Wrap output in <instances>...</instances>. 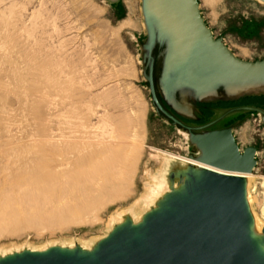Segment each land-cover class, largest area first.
I'll use <instances>...</instances> for the list:
<instances>
[{
    "label": "rangeland",
    "instance_id": "rangeland-1",
    "mask_svg": "<svg viewBox=\"0 0 264 264\" xmlns=\"http://www.w3.org/2000/svg\"><path fill=\"white\" fill-rule=\"evenodd\" d=\"M198 2L202 17L214 38L222 40L232 55L248 63L264 61V5L255 0ZM144 3L145 0H0V179L16 170L37 143L42 141L43 147L44 137L48 132L54 137L62 134L64 129L67 132L68 127H64L67 124L63 122H67L68 118L62 116L69 115L72 111L68 109L74 105L73 109L80 108L82 113L85 111L86 119L90 117L87 119L89 124L96 125L99 115L111 118L116 129L120 121L128 120L131 126L128 127V135L132 140L138 136L137 140L142 141L141 144L135 139L133 141L136 144L138 142V148L143 147L144 150L139 165H135L134 171H131L130 194L127 198L109 202L94 214L83 215L78 223L66 229L52 228L47 224L26 229L20 222L16 225L20 227L19 233L0 237V255H24L32 252L30 249L33 248L44 251L48 249L50 254H68L79 258L77 250L110 235L124 221L122 214L136 211L140 216L152 178L161 173L164 166L165 156L159 152L186 158L199 156L200 150L190 132L175 124L166 114L193 129L194 135H203L235 124V140L240 151L243 152L250 146L257 149L254 180L249 186L250 207L262 227L261 233L264 234L262 116L255 112H243L240 117L231 116L225 122L205 130L203 126L220 116L214 109L222 103L202 100L206 98H198V90L189 88H185L183 93L177 90L174 95L178 101L185 99L192 108V114L177 111L168 101L166 90L162 86L168 56L167 39L160 38L155 23L152 24L153 28L150 27ZM127 19L130 20V25L120 29V23ZM51 85L55 88L51 89ZM57 85L59 88L63 85L61 89L64 91L58 89L63 95L57 90ZM67 88L70 95H65ZM50 89L52 92H48ZM25 92L28 98L24 95ZM71 95L74 99L69 102ZM217 95L218 101L227 103L225 105L228 110L233 105L264 107V88L247 90L233 96L219 87ZM22 96L27 98L25 100L28 103L22 100ZM59 96L68 102L62 101ZM48 98L52 103L48 102ZM89 99H93L92 103H88ZM155 99L166 114L157 107ZM59 100L61 107V104H57ZM210 101L215 103L214 113L205 115L206 108L213 104ZM229 101L231 104H228ZM78 105H84L85 108L89 106L90 110L94 107V117L88 108L87 112ZM58 114L62 116L58 117ZM64 118L66 121H63ZM45 119L50 123L49 126ZM238 119L240 123H237ZM61 121L64 126L59 124ZM59 129H62L60 134ZM184 133L189 135L188 139ZM15 206L16 210L29 213L34 204L17 202ZM201 207V211L205 210ZM157 222L159 218L151 222L150 230ZM132 237V234L121 233L115 240L129 241L133 240ZM71 244L73 251H68ZM100 255L97 254L96 257L99 258Z\"/></svg>",
    "mask_w": 264,
    "mask_h": 264
},
{
    "label": "bare ground",
    "instance_id": "bare-ground-1",
    "mask_svg": "<svg viewBox=\"0 0 264 264\" xmlns=\"http://www.w3.org/2000/svg\"><path fill=\"white\" fill-rule=\"evenodd\" d=\"M152 1L146 0L148 4H151ZM255 1L264 5L262 0ZM164 16V27L161 29L160 38L167 39L168 56L162 78V86L166 90L167 99L171 105L177 111L191 115L192 108L185 99L178 101L174 95L177 90L182 93L185 91L184 80L178 75L179 67L181 66L177 51L181 30L176 20L175 9L166 8ZM128 25H130V20L127 19L120 23L119 28H127ZM201 85L202 87L196 93L199 98L216 96L218 87H223L229 95L233 96L247 90L264 88V62L253 69L228 68L214 62L203 72ZM54 88L51 85V89ZM56 88L57 90L61 89L58 85ZM51 89L48 92H52ZM67 90L69 88L65 90V95L69 94ZM26 92L24 95L28 93ZM85 93L87 94V92ZM45 94H43V97H45ZM24 97L22 100L26 101L27 95L26 100ZM78 98L80 97L78 96ZM60 99L67 101L63 97H60ZM72 99L74 98L69 99V102ZM89 100L87 102L92 103L93 99ZM48 102L52 103V100ZM26 103L28 102L26 101ZM57 104H61L60 107L62 106L60 100ZM97 104L100 107L99 103ZM46 105L50 106V103L47 104L46 102ZM78 106L82 107V105ZM83 107L86 110L89 106L85 108L83 105ZM73 108L68 109L72 111L70 114L67 111L69 115L62 116V114H58V117L67 116V122H63L67 126H64L65 124L62 125V121L61 123L59 122L62 126L68 127L67 132H64L66 129L63 132L62 129H59V134L60 132L62 134H58V137H54L51 132H48L44 137L43 147L42 141L37 143L30 155L22 160L16 170L11 171L8 177L0 179V237L19 233L20 227L16 225H19L20 222H22L21 226L26 229L34 228L36 225L40 226V224H47L52 228L66 229L70 225L78 223L83 215L87 213L94 214L107 203L121 201L129 196L131 171L135 165H139V159L142 157V151H144L143 147H139L141 150L138 148V142L140 141L139 139L137 140L138 136L136 138L132 136L133 140L135 139L134 141H138L136 144L131 139V136L128 135V127H131L129 126V121L124 119L125 121H120V124L116 121L119 124L118 129H116L115 124L110 121L111 118L99 115L101 118L98 117V123L96 119L95 122L97 124L93 125L87 122L90 117L86 119L85 111L82 113L79 110L80 108L78 109L79 111ZM91 108L94 110V107ZM47 109L49 107L46 108V112ZM88 109L92 114L96 111V109L94 112L90 108ZM105 109L107 110V108ZM92 116L94 117V114ZM48 120L50 119L48 118ZM48 120H46L47 123H49ZM63 121H66V119ZM48 130L46 129L45 132ZM184 135L187 139L189 138L188 134L184 133ZM195 144L198 147V143L195 142ZM159 153L165 156L164 166L162 172L152 178L149 194L144 199L141 207V215L138 216L136 211L131 214H122L124 221L113 229L110 235L98 240L95 244H86L79 248L77 250L79 251L78 257L90 259L92 264H99L96 255L110 245L121 233L132 234L133 241L137 243L139 249L145 254L150 253L146 232L152 220L159 215L168 222L173 219L179 222L188 221L192 215L191 210H196L201 204L203 195L208 196V208L210 209L212 187L220 183L224 178H234L238 183L239 203L243 213L242 231L247 243L253 246L252 261L254 264H264V234L261 233L262 227L250 207L251 193L249 186L254 180L253 171L255 167L248 174H233L209 166L206 153L201 150L197 158L176 156L168 152ZM3 156L7 157L6 155ZM256 156L257 151L255 152V159ZM17 202H30L38 209L35 210L34 207H31L29 213H23L16 210L15 205ZM179 206L182 207V210ZM204 215L205 217L207 216L206 213ZM131 244V240L126 241L127 247L131 246ZM30 251L32 252L24 255H0V264H13L22 259L25 264H41L42 260L51 264H61L62 261H65V264H69L68 259L70 258L67 257H72V255L68 254H50L48 249L44 251L32 248ZM68 251H73L72 244L69 246ZM115 257L120 260H127L130 254L122 250L115 252Z\"/></svg>",
    "mask_w": 264,
    "mask_h": 264
},
{
    "label": "water",
    "instance_id": "water-1",
    "mask_svg": "<svg viewBox=\"0 0 264 264\" xmlns=\"http://www.w3.org/2000/svg\"><path fill=\"white\" fill-rule=\"evenodd\" d=\"M170 7L176 11V20L181 30L177 51L181 66L178 75L183 78L185 88L199 90L202 87L203 72L214 62L228 68L240 69H253L264 62L248 63L232 55L222 40L215 39L212 31L206 26L198 0H153L151 4L145 0L144 10L150 27L153 28L152 24L155 23L161 32L165 21L164 12ZM155 102L162 110L157 99ZM251 110L261 115L264 122V111L256 108ZM162 112L166 114L163 110ZM166 115L175 124L190 132L194 143L197 142L198 148L206 153L209 166L233 174H248L256 166L257 149L250 146L241 152L230 128L194 135L193 129L173 116ZM212 189L210 209L208 196L203 195L201 204L196 210H191L192 215L188 221L179 222L173 219L168 222L161 216L151 221L153 223L159 218V222L154 223L152 230L149 226L146 232L150 253H143L134 239L128 247L126 240H114L98 253L101 255L97 258V262L99 264H254L253 246L247 243L242 231L243 213L239 203L237 181L234 178H224ZM200 207L205 210L201 211ZM179 208L182 210L181 206ZM204 213L207 214L206 217ZM122 250L129 253L130 257L127 260L114 258L115 252ZM67 258H70L69 264H92L90 259ZM13 264H25V261L22 259ZM41 264L51 263L42 260ZM61 264H65V261Z\"/></svg>",
    "mask_w": 264,
    "mask_h": 264
},
{
    "label": "crops",
    "instance_id": "crops-1",
    "mask_svg": "<svg viewBox=\"0 0 264 264\" xmlns=\"http://www.w3.org/2000/svg\"><path fill=\"white\" fill-rule=\"evenodd\" d=\"M199 3V2H198ZM200 6V5H199ZM201 16H202V14H201ZM203 18V17H202ZM204 19V18H203ZM205 21V20H204ZM206 26L207 27H209L207 24H206ZM219 89V87L217 88V90ZM199 98V97H198ZM218 99H219V96L218 95H216V96H211V97H207L206 99H202V100H215V102H220V103H222V104H220V106H218L217 107V109H214V110H216L217 111V113H220V116L215 120V121H213V122H211V123H209V124H206L205 126H203V129H209V128H211L212 126H214V125H216V124H218V123H221V122H225L226 120H228L231 116H241L242 115V113L243 112H253L252 110H251V108H256V109H260V110H262V111H264V107H262V108H260V107H253V106H246V104L245 105H239V106H237V107H235L234 105H233V108L232 109H227L228 107L225 105V104H227L225 101H218ZM217 100V101H216ZM210 102H212L213 104H212V106L211 105H209V106H211V107H207L206 108V114L205 115H212L213 113H214V111H213V107H215V103H214V101H210ZM228 104H231V102L229 101V103ZM226 109H227V112H226ZM238 118V117H237ZM237 123H240V119H238L237 120ZM235 124H232V126H227L226 128H230V127H232V128H230L231 130H232V133H233V135H234V137L235 138H237L236 136H237V127H235L234 126ZM225 128V129H226Z\"/></svg>",
    "mask_w": 264,
    "mask_h": 264
}]
</instances>
